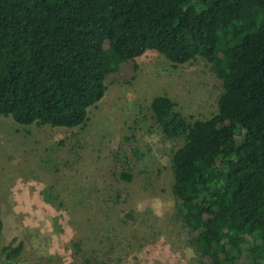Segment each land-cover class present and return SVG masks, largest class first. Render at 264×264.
I'll use <instances>...</instances> for the list:
<instances>
[{
  "label": "trees",
  "instance_id": "16d2710c",
  "mask_svg": "<svg viewBox=\"0 0 264 264\" xmlns=\"http://www.w3.org/2000/svg\"><path fill=\"white\" fill-rule=\"evenodd\" d=\"M146 51L200 59L221 83L210 118L188 120L165 96L148 110L183 138L171 192L194 258L264 264V0H0V116L82 126L108 78Z\"/></svg>",
  "mask_w": 264,
  "mask_h": 264
},
{
  "label": "rangeland",
  "instance_id": "374dc122",
  "mask_svg": "<svg viewBox=\"0 0 264 264\" xmlns=\"http://www.w3.org/2000/svg\"><path fill=\"white\" fill-rule=\"evenodd\" d=\"M221 91L204 61L146 51L108 78L82 126L0 116V264H198L173 213L183 138H165L148 110L165 96L188 120L210 118Z\"/></svg>",
  "mask_w": 264,
  "mask_h": 264
}]
</instances>
